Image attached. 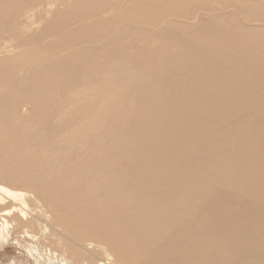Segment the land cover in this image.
I'll return each instance as SVG.
<instances>
[{"label": "bare ground", "instance_id": "6f19581e", "mask_svg": "<svg viewBox=\"0 0 264 264\" xmlns=\"http://www.w3.org/2000/svg\"><path fill=\"white\" fill-rule=\"evenodd\" d=\"M99 1L26 39L0 17L20 43L0 57V248L15 234L56 237L77 264H264V0L243 7L262 29L194 33L169 4ZM130 19L180 38L137 29L118 47L126 28L107 30Z\"/></svg>", "mask_w": 264, "mask_h": 264}, {"label": "rangeland", "instance_id": "374dc122", "mask_svg": "<svg viewBox=\"0 0 264 264\" xmlns=\"http://www.w3.org/2000/svg\"><path fill=\"white\" fill-rule=\"evenodd\" d=\"M128 1L129 3L127 5H129L133 1L132 5L129 7L130 10L132 9L141 10L143 8V5L141 3L142 0H128ZM148 1H150L151 4L154 3V5L156 6L169 4L167 8L174 9L175 11H180L182 16L180 17L165 16L164 19H168V18L173 19L176 17L175 19L177 20V23L180 24V26L182 27L184 26L188 27V29L192 33L195 32L194 30L197 28V26L201 27V25H208L209 24L208 21L210 22L216 21L220 25L226 24V26H228L229 28H239L241 26H244L247 23L243 17L244 16L243 12H246V10L243 11V7L257 6L255 0H181L180 3L179 2L176 3L173 0H148ZM95 2L98 5L101 1L99 0H0V17H9V18L12 17L13 18L12 21L15 24V31L19 35V38L26 39L31 35H36L35 33H39L43 29L45 22H48V24L57 23L58 20H54V17L56 16L57 13H61V17L63 18L64 22H71L78 14H81V10L78 7L80 3L91 4ZM97 5H94L92 7H96ZM113 13L114 10H112V12L107 15L108 19L113 15ZM153 13L154 12L152 11L151 12L146 11L147 16L153 15ZM183 16H186V18H183ZM131 21H134L135 23H132ZM23 26H25L27 29H23L22 28ZM246 26L250 28L254 27V28L262 29V25L260 24L258 25L257 23L247 24ZM124 27L126 28L125 32L123 33V35L121 34V36L118 37L120 35L119 33L122 32V28ZM0 29H4V28L0 26ZM137 29L145 32V37L147 33L157 37V40L151 41L152 46H163L167 44L173 45L176 39L180 38L178 36L177 37L167 36L164 33L165 31L164 25H160V26L159 25L152 26L149 24L142 25V24H137L136 21L133 19H130L128 22L112 24L109 26L107 31L113 30L110 36L112 37L116 35L115 37H118L117 39H115L116 41L115 45L119 47L120 45L123 46L126 42L132 40L136 36L135 34ZM5 31L6 30H0V50H1L0 57L8 56L7 51L9 50V48L7 47L20 45L19 42H13L12 44H4L7 43L6 40L8 39L9 36V34L6 33ZM114 38H111L109 41H111ZM171 50H173V47ZM104 60L105 58L101 59V61ZM180 83L181 80H178L177 76L173 75L172 79L169 82V85L177 86ZM128 94L131 95V90H128ZM19 239L20 238L14 234L13 236H11V239L7 244V246L5 247V249L0 248V264L1 263L6 264V262L8 264L9 263L12 264L13 263L12 260L21 261L23 264L24 263L25 264L27 263L28 264H44V263L77 264L76 262L77 260L73 259L72 257L71 260H73L74 262H71L69 258L70 255L68 256L67 254L66 257L63 256L62 250L56 246L59 240L58 238L56 240V237L54 239L48 238L49 239L48 242L51 244L50 245L46 244L47 247H45L44 245L42 246V248L41 246L36 245L35 243L32 244L31 242H25L24 240L21 239L19 240ZM39 240L42 243L41 237ZM43 243L45 244V242ZM48 247L51 248L52 251ZM39 249L41 250V252ZM61 255L63 257H61ZM49 260L50 262L47 263V261ZM78 261H79L78 263H81L82 260H78ZM83 263L86 264L84 260L82 261L81 264Z\"/></svg>", "mask_w": 264, "mask_h": 264}]
</instances>
